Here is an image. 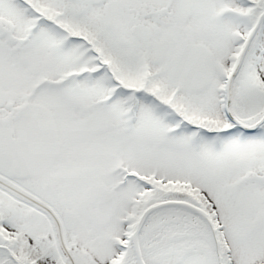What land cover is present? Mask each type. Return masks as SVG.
Segmentation results:
<instances>
[{
    "label": "snow or ice",
    "instance_id": "obj_1",
    "mask_svg": "<svg viewBox=\"0 0 264 264\" xmlns=\"http://www.w3.org/2000/svg\"><path fill=\"white\" fill-rule=\"evenodd\" d=\"M0 264H264V0H0Z\"/></svg>",
    "mask_w": 264,
    "mask_h": 264
}]
</instances>
